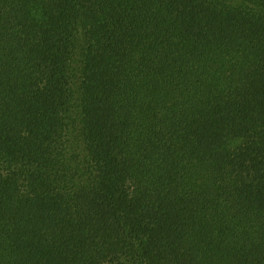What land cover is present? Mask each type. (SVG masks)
Returning a JSON list of instances; mask_svg holds the SVG:
<instances>
[{
  "label": "trees",
  "instance_id": "1",
  "mask_svg": "<svg viewBox=\"0 0 264 264\" xmlns=\"http://www.w3.org/2000/svg\"><path fill=\"white\" fill-rule=\"evenodd\" d=\"M0 264H264V0H0Z\"/></svg>",
  "mask_w": 264,
  "mask_h": 264
}]
</instances>
